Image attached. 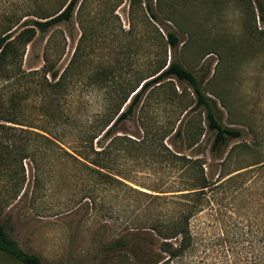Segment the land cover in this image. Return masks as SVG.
<instances>
[{
  "label": "rangeland",
  "instance_id": "rangeland-1",
  "mask_svg": "<svg viewBox=\"0 0 264 264\" xmlns=\"http://www.w3.org/2000/svg\"><path fill=\"white\" fill-rule=\"evenodd\" d=\"M70 1L0 0V29L17 35ZM257 2L264 7V0H79L69 21L36 30L22 67L31 80L21 84L36 91L16 107L18 124L0 121V224L23 251L42 264H165L158 230L165 234L185 201H209L190 220L193 248L170 264H264ZM164 60L193 72L219 121L243 136L213 152L206 109L186 82L165 78L98 143ZM46 80L59 85L52 92ZM92 138L106 155L66 154ZM245 144L250 149L233 152ZM0 264L21 263L0 251Z\"/></svg>",
  "mask_w": 264,
  "mask_h": 264
},
{
  "label": "trees",
  "instance_id": "trees-1",
  "mask_svg": "<svg viewBox=\"0 0 264 264\" xmlns=\"http://www.w3.org/2000/svg\"><path fill=\"white\" fill-rule=\"evenodd\" d=\"M78 1L79 0H71L65 7V9L59 14L46 18L42 21H31L27 23L26 26L31 25L32 27L26 28L23 32L17 35H13L12 32H10L11 29L6 31H2V29H0V121L18 124L17 120L19 119H17L16 107L20 106L23 99L27 97L26 95L24 97L25 93L29 95L30 92L36 91L35 86L26 87V89L24 90L21 89L22 80H31L29 76L26 75L22 67L26 47L35 37L36 30H38L42 34H45L56 24L64 21H69L73 15ZM257 8L259 10V19L264 24V7L262 3L257 2ZM168 43L171 48H175L178 45V38L174 33L168 34ZM48 73H50L53 79H56V77L58 76V72L51 69H45V74ZM152 76L154 77L150 80L145 81L141 85L140 89L135 91L131 97L130 94L126 95L121 105H123L124 103L126 104L128 98L130 97L129 102L127 103L126 107L123 108L117 115L112 124L110 126H106L109 127L97 140L98 143L101 142L102 138L105 137L114 126H116L121 121L128 119L132 115L135 107L139 104L141 96L149 87L154 84L160 83L165 78H176L179 81L186 82L193 89L197 97L196 105L198 107L202 106L206 109L209 129L214 131V141L211 146V150L213 152L226 145L229 140L239 139L243 136L244 131L226 127L219 121V118L217 117V103L204 94L197 76L193 72L185 69L178 62L171 60L169 63L165 64L164 60V62L159 66V68ZM47 85L52 86V88L48 86L47 87L51 88L53 92V90H55L54 88L58 87L59 82L54 83L53 85L48 83ZM37 86L41 88L44 87L41 83L37 84ZM222 104L223 107L226 106L223 101ZM80 141H82V143L80 142L81 145L72 150L73 154L66 152L68 156H71L74 159L75 157H79L83 160H87L88 156L91 153H95L98 157H100L101 155H106L107 153L105 148L100 151H97L93 148V138L90 141ZM89 143L91 146H89ZM244 147L250 149V146L245 144L237 148L233 147L232 150L234 152L236 151V149L239 150ZM3 148L4 147L0 145V154L6 152V150ZM89 148L91 150H89ZM232 155L233 154H231V156ZM77 161L82 163L80 160ZM260 163L263 162H259L250 166H254ZM202 179L205 181V178ZM205 187L206 186L203 185L202 189ZM197 193L198 192H194L193 194ZM185 202L186 203L183 205L185 209L180 212L178 218L165 222V234L159 230L157 232L159 236L165 239L163 246L165 254L168 255V258L165 259V264H170L172 261L184 258L185 254L193 248V238L189 229L190 220L196 214L202 212L207 204L209 205V201ZM124 242L125 241H119L117 245L119 247H121L122 245H126V243ZM0 251L16 259L21 264H42V260L39 256L23 251L19 247L18 243L8 234L5 227L1 224Z\"/></svg>",
  "mask_w": 264,
  "mask_h": 264
}]
</instances>
